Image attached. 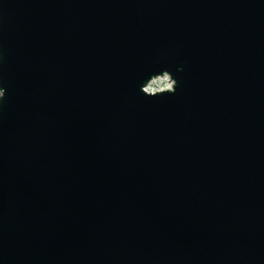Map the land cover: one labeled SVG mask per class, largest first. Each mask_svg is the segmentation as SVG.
I'll return each mask as SVG.
<instances>
[{
    "label": "water",
    "instance_id": "water-1",
    "mask_svg": "<svg viewBox=\"0 0 264 264\" xmlns=\"http://www.w3.org/2000/svg\"><path fill=\"white\" fill-rule=\"evenodd\" d=\"M0 78V264H264V0H0Z\"/></svg>",
    "mask_w": 264,
    "mask_h": 264
},
{
    "label": "clouds",
    "instance_id": "clouds-1",
    "mask_svg": "<svg viewBox=\"0 0 264 264\" xmlns=\"http://www.w3.org/2000/svg\"><path fill=\"white\" fill-rule=\"evenodd\" d=\"M165 73H169V72L165 71ZM169 74H170V80L169 79L162 80V82L166 85V87L163 89H167L168 90L167 92H162L161 89L159 88L149 87V85L152 84L154 81H160V79H156V77L159 74H156L146 82V85L142 86L143 94L153 98L165 94H175L177 88V81L173 78L171 73ZM5 99H6V89L2 86V78H0V108H2L3 101Z\"/></svg>",
    "mask_w": 264,
    "mask_h": 264
},
{
    "label": "rangeland",
    "instance_id": "rangeland-1",
    "mask_svg": "<svg viewBox=\"0 0 264 264\" xmlns=\"http://www.w3.org/2000/svg\"><path fill=\"white\" fill-rule=\"evenodd\" d=\"M162 80H164V79H160V81H155V82L153 83V87H154V88H159V89H163V88H165L166 85L162 82Z\"/></svg>",
    "mask_w": 264,
    "mask_h": 264
},
{
    "label": "built area",
    "instance_id": "built-area-1",
    "mask_svg": "<svg viewBox=\"0 0 264 264\" xmlns=\"http://www.w3.org/2000/svg\"><path fill=\"white\" fill-rule=\"evenodd\" d=\"M149 87H153V84L152 85H150ZM154 88V87H153ZM161 90H164V89H161Z\"/></svg>",
    "mask_w": 264,
    "mask_h": 264
}]
</instances>
